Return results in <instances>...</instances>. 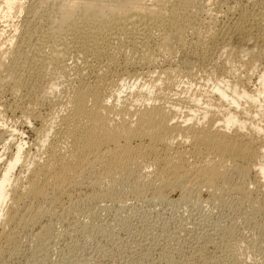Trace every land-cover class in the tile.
Segmentation results:
<instances>
[{
	"label": "bare ground",
	"instance_id": "6f19581e",
	"mask_svg": "<svg viewBox=\"0 0 264 264\" xmlns=\"http://www.w3.org/2000/svg\"><path fill=\"white\" fill-rule=\"evenodd\" d=\"M200 1L36 0L41 11L34 5L31 13L38 20L31 18L33 28L18 37L17 45L7 41V63L0 61L9 92L32 112L27 124L33 136L15 140L18 131L6 128L0 118V264L20 247L21 230L30 232L31 257L26 256L32 264L40 263L54 220L73 213L77 203H115L124 189L141 205L188 203L200 218L207 205L220 204L228 193L247 202L252 212L264 211V65L259 70L255 64L259 48L245 50L247 60L241 63L249 70L242 68L243 75L233 64L242 57L243 44L264 42V4L246 1L235 12L227 11L231 20L225 28L209 24L203 31L192 18ZM1 2L3 16L23 9L17 0ZM232 41L236 45L229 47ZM169 45L177 47L179 63L163 60L152 71L153 56L168 53ZM218 55L223 62L215 61ZM139 62L147 69L141 76L135 73ZM123 65L132 72H118ZM216 68L226 76H215L212 85L205 80L203 89L200 83L182 89L185 81L202 80L206 70ZM129 78L123 89L120 82ZM43 101L52 107L45 115L35 112ZM18 102L13 106L19 108ZM234 175L240 183L232 182ZM250 175L251 188L245 184ZM253 225L258 232L264 229L261 223ZM210 230L206 235L211 237ZM209 241L197 249L206 250Z\"/></svg>",
	"mask_w": 264,
	"mask_h": 264
},
{
	"label": "rangeland",
	"instance_id": "374dc122",
	"mask_svg": "<svg viewBox=\"0 0 264 264\" xmlns=\"http://www.w3.org/2000/svg\"><path fill=\"white\" fill-rule=\"evenodd\" d=\"M1 1L2 0H0V54L2 52V58H1L2 60L0 59V61L3 62L5 60L6 62L4 63L6 64L7 60L3 58V52L5 51V49L9 48L8 45L10 46V44L14 45L13 42H15V45H17L20 40L19 38L24 35V32L26 33V31L31 30L34 24L36 23V20L38 19L36 18L37 16L36 14L35 16L32 15L33 13H31L32 6L34 5L36 6L35 4L36 0H17V2L19 1L21 4H23V9L20 12L18 10L17 11L12 10L14 13L11 12L12 15L10 13L11 16L8 15L9 17L3 16L4 14L1 15V13L3 12V8H2L3 3ZM201 1L203 2L205 1L204 2L205 4ZM201 1L198 6V9H200L199 11L201 12L195 10L197 14L194 11V13L192 12L193 15L192 13L191 15L192 18H194V20L196 21L195 28H197L198 26L199 29H202L203 31L205 30L207 31L209 24L210 26L215 25L214 26L215 28H219V27L221 28L223 26H224L223 28H225L229 24L228 23L229 18L231 20V17L230 16L228 17L227 15L228 14L227 11L233 9L232 11L235 12L240 5L247 3L246 1H253V0H201ZM146 2L147 4L148 3L151 4L153 1H151L150 3V0H146ZM253 2L255 3L257 2L258 4L259 3L264 4V0H255ZM65 3H69V0H66ZM200 5H202L203 8L202 7L200 8ZM169 6L170 4L167 5V7ZM36 9H37V13L39 14V12L41 11L40 8L37 7ZM31 18L34 19L33 21L35 23L32 22ZM29 20H31V22ZM213 21L214 23H212ZM26 27H28V29ZM263 34L264 32L262 31V35L260 34V38H261L260 40L264 39ZM10 39L12 40V42ZM8 40L9 43L11 42L10 44L7 42ZM252 40L251 42H247L243 44L242 49L240 48V52H239L240 54L238 55L242 56L243 58L242 57L239 59L238 57H236V59L234 58L235 60L233 64H235L234 65L235 69H237V72L241 73L242 75H243L242 73L243 70L245 71L249 70L248 69L249 67H246L248 65L244 66L241 62L244 63V61L247 60V57L243 55L246 52L245 50L248 49L250 46L259 48L258 50L260 51L259 57L256 59L258 62L255 61V64L258 65L257 68L260 70L262 68V65H264V47H263L264 42L263 43L260 42L261 43L260 44ZM229 43H230L229 47L235 44V42L233 41ZM173 48L175 50L174 51L175 53H173L172 50ZM126 49H125L126 51L125 53H129L130 52V50H128L129 48ZM167 49L169 50L168 53L170 54V56L167 53L166 49H165L166 52H164L163 50V52H160L159 55L153 56V60H154L153 62L155 61L156 62L154 64L155 66L151 69L152 71L153 70L157 71L156 68H158V66H161L164 63L163 60L169 62L171 61L170 63L173 66L179 63L178 62L179 52H177L178 51L177 47L175 45L174 46L169 45ZM163 53L166 54V57L163 56L164 55ZM167 55L170 58L173 57L172 55H174V57L173 59L171 58L172 59L171 60ZM156 57L157 58L159 57L160 59L159 58L157 59ZM223 59L224 56L222 55H218V57H215V61L217 62H221ZM139 63L140 64L138 65L141 66L137 65L135 67V73L137 72L136 75H138V73L140 72L142 74V70L143 71L147 70L145 67L146 65L142 64V62ZM259 64L261 65L259 66ZM123 66L119 67L121 69H119L118 72H122V71L132 72L133 70L132 68L130 69V67H127L125 65L124 67L126 69L124 70ZM244 67L247 70L244 69ZM0 69H1L0 70L1 122L4 125H7V127L5 126L6 128L16 129L18 131L17 132L18 134H16L17 136H15V140L24 138L26 141L27 140L30 141V139L33 136L29 131V127H28L29 124H27L28 123L27 120L30 119L29 121H32L31 120L32 114H30L32 112L26 108L28 103L26 102L24 103L22 101L18 102L17 96L15 95L12 96V94L9 92V86L5 84L7 83L5 82L7 81L4 74L5 71L3 72L4 69L1 66ZM208 70L209 71L206 70L207 77L205 74L202 80L196 77L197 79L194 81L193 80L191 81L189 80L188 82L185 81L184 83H182L183 85L181 84V87L182 86L184 87V88L182 87V89H186V87L187 88L190 87L191 84H193V86L198 84L197 85L198 87L202 83H205V80H209L207 84L212 85L213 82L216 81L215 76L219 78L225 75L222 74V71L219 72L220 69L217 70V68L214 69L213 71L214 74H212L213 72L212 73L210 72V69ZM141 74L139 75L141 76ZM1 76L4 78L2 79ZM185 77L186 76H184V79ZM128 80L131 81V79L129 78L125 80V83L124 81L120 82L123 85V89L124 88L126 89V87L129 85V82H127ZM253 81L254 79L252 80V82H249L250 87L253 86L252 84ZM63 82H64L62 84L63 86L61 87L59 86V89L62 87L64 88L66 82L65 81ZM193 86L191 87L195 88ZM201 86L202 89L205 88L203 87V85ZM62 89L58 90L61 94L63 92L61 91ZM126 92L128 91H125V93ZM11 101L13 102L11 103ZM15 101H17L21 105L20 106L21 108L20 107L16 108L15 105L13 106V104L17 103V102L15 103ZM11 107L14 109H12ZM50 107L51 105H49L48 102L43 101L39 103V106L37 105L35 107L36 108L35 112L45 115L47 114V111L48 113H50L49 112ZM51 110L52 109H50V111ZM26 113L28 114V116ZM7 147L10 146L7 145ZM8 149L10 150V148ZM9 150L7 151L6 149L7 154L6 156H4V158L8 157ZM33 152L34 151L32 149L31 153ZM2 165L3 163L0 162V167ZM18 170L21 171L20 168L18 167L16 169V173L17 172L19 173ZM250 176L247 177L248 179L247 178L245 179V184L249 182L248 186H250L251 188L253 187L251 185H253L252 180L254 179L253 176L251 177ZM239 181L240 178H237L236 175L232 177V182L234 184L236 182L237 183L241 182ZM132 193L133 192L124 189V191L121 194V197H119L120 200L118 201L116 200L114 201L115 203L112 204L110 202H106V203L103 202L101 204L83 203L84 204L83 205L82 203H80L81 201H78L80 205L82 204L81 205L82 207H79L78 206L79 204L77 203L76 207L78 208L76 209L75 207L73 213H71L70 215L64 214L66 216H63V219L60 218L61 217L60 216L58 218V221L54 220L55 223L54 222L53 223L55 228H53V233L49 235L50 237L51 236L52 237L51 238L49 237L50 239L49 238L47 239L43 247L44 249L42 248V251L39 252L40 255L37 254L39 256L38 258L42 259L41 262L38 264H63V263L73 264L75 263V261L76 262L78 261L82 264H88V263L89 264H218V263L219 264H264V232H263L264 229L262 231H259L260 233L263 232L262 234H260L257 231L259 229H257L254 226L255 224L253 225V223L255 222L258 224L261 223V226L264 225V214H262L264 213V211L254 213L253 210L252 212L251 210L252 207L250 208L249 207L250 205L248 206L247 202L245 203V201L237 198V195L235 194L228 195L231 194L228 193L225 194V196L223 197V201H222L223 203L220 202V204L218 203L219 205L218 204L207 205V207L204 208L205 211L204 210L202 211L204 216H201V218H203L204 220L201 221V218L198 216V213L195 210V208L193 206H190V204L188 205V203L180 202L175 205L169 203L168 204L162 203V204H153L154 206L146 205V204L141 205L140 201H138L136 197H133L135 195ZM232 196L235 199H233ZM193 208L195 211L193 210ZM252 213L255 214V216H253ZM249 217L254 219H251L250 221ZM200 221L202 225L200 224ZM257 221H260V223ZM213 227H216L218 229L215 228L216 230H214ZM203 228L204 229L208 228L212 230V231L210 230L211 232L209 233L211 234V237L210 235H206L208 229L205 230L204 232ZM29 233L30 232H28V230L20 231V234L18 235L19 240L17 239L16 241V244L17 245L19 244L20 247H17L18 250L17 249L13 250L15 253H12L10 255L6 254L3 256L4 264H32L30 259L31 256L30 254H28L30 251L27 249L29 247L28 245L31 244L29 242L30 241L29 238L30 236H28ZM206 238L208 239L210 238L209 239L210 241ZM27 240L29 241L27 242ZM208 241L209 244H207V249L205 248L206 250L204 249L200 250L201 251L200 253L197 247L199 245L200 246L204 245L205 247ZM212 242L214 244H212ZM201 243H203V245ZM19 248H21V250ZM28 258L30 261L27 260ZM218 259L219 261H217ZM69 260L71 261L74 260V261L71 262ZM215 261H217L218 263Z\"/></svg>",
	"mask_w": 264,
	"mask_h": 264
}]
</instances>
